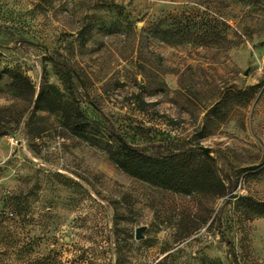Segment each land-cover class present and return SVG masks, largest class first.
<instances>
[{"label": "rangeland", "instance_id": "rangeland-1", "mask_svg": "<svg viewBox=\"0 0 264 264\" xmlns=\"http://www.w3.org/2000/svg\"><path fill=\"white\" fill-rule=\"evenodd\" d=\"M114 133L175 181L122 171ZM12 197V264H264V3L0 0Z\"/></svg>", "mask_w": 264, "mask_h": 264}, {"label": "trees", "instance_id": "trees-1", "mask_svg": "<svg viewBox=\"0 0 264 264\" xmlns=\"http://www.w3.org/2000/svg\"><path fill=\"white\" fill-rule=\"evenodd\" d=\"M239 2L264 3V0H239ZM114 136L121 145V154L117 156L112 153V160L122 171L133 176L152 178L153 180L162 175L169 176L167 177L170 178L169 181H167L168 183L175 181L180 167L174 164L178 155L170 154L165 157H154L144 153L137 147L129 145L120 135L114 133ZM213 177L212 180H214ZM15 200H17V197L10 198L7 201L8 206H4L0 209V245L6 246L7 248L13 246L15 243L16 237L14 235V229L17 223V209L19 205L20 207L23 205H15ZM11 209L13 211H10ZM249 211L251 212L250 214L257 216L264 215V202H251ZM0 255L2 254L0 253ZM8 255H13V253L10 252ZM234 261L238 264L236 256H234ZM9 262L12 264L13 260L4 261L0 258V264H8Z\"/></svg>", "mask_w": 264, "mask_h": 264}, {"label": "water", "instance_id": "water-1", "mask_svg": "<svg viewBox=\"0 0 264 264\" xmlns=\"http://www.w3.org/2000/svg\"><path fill=\"white\" fill-rule=\"evenodd\" d=\"M146 228L147 227H140L137 229L136 231V240L140 241V240H143L144 239V235H143V232L146 231Z\"/></svg>", "mask_w": 264, "mask_h": 264}]
</instances>
